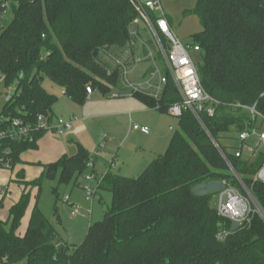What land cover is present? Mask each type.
I'll use <instances>...</instances> for the list:
<instances>
[{"label":"trees","instance_id":"obj_1","mask_svg":"<svg viewBox=\"0 0 264 264\" xmlns=\"http://www.w3.org/2000/svg\"><path fill=\"white\" fill-rule=\"evenodd\" d=\"M6 8L12 20L0 30V82L15 90L3 106L0 132L11 129L13 120L34 128L31 141L2 140L0 158L13 170L22 154L37 150L46 133L38 129L37 118H54L57 99L45 92L44 80L79 105L86 88L103 95L121 89L118 71L109 73L102 54L127 45L136 12L129 0H2L0 12ZM188 13L202 27L190 43L200 50L201 86L218 102L214 116L203 112L199 122L184 111L165 153L139 177L106 173L97 190L111 193V207L101 222L88 227L79 246L57 240L38 208L37 194L43 179L60 174V181L67 182L91 158L78 146L75 156L43 166L38 179L24 183L29 191L11 208L8 222L0 219V264H264V218L252 213L248 223L217 242V194L206 189L222 181L240 187L215 143L220 146L233 128H244L249 121L245 108L255 105L264 117V0H197ZM134 97L156 109L151 98ZM178 102L169 85L157 110L167 114ZM228 162L264 216V183L255 179L264 157L247 162L228 156ZM32 189L36 203L19 237Z\"/></svg>","mask_w":264,"mask_h":264},{"label":"rangeland","instance_id":"obj_2","mask_svg":"<svg viewBox=\"0 0 264 264\" xmlns=\"http://www.w3.org/2000/svg\"><path fill=\"white\" fill-rule=\"evenodd\" d=\"M159 2L178 40L190 43L192 36L202 31L198 19L188 13L196 7L197 0ZM0 13L1 30L11 22L12 13L9 8ZM147 68L148 65L140 64L128 74L127 80L131 84H142ZM42 87L48 95L57 99L53 106L54 118L64 121L74 118V122L63 136L45 133L38 149L27 151L24 159L41 165L49 163L52 159L55 162L57 158H53L54 146L60 143L65 147L63 156H75L77 147L81 146L93 161L92 168L87 166L81 174L74 175L67 182L60 181V174L53 179H43L40 193L37 194L38 208L56 231L57 240L72 248L83 242L88 227L101 222L104 213L111 207V193L98 191L97 182L106 173L128 178L139 177L154 159L165 153L171 137L179 131L178 119L144 105V108L151 111L136 115L134 112L138 103L134 95L127 90L119 92L118 89L111 88L106 95L96 90L91 98H86L84 103L79 105L65 96L60 87L48 80L43 81ZM14 90V86L5 88L0 82V115L8 91L13 94ZM117 92L120 96L114 98L113 95ZM135 125L148 128L150 134L143 136L140 132L132 130ZM261 131H264V125L258 133ZM231 137L237 136L233 133L222 136L221 145L227 146L229 142L224 138ZM257 144L258 140L254 137L246 141V145L251 148H255ZM230 145L239 147L236 140L230 142ZM260 154L264 157V144L257 147L253 161ZM249 157L248 152H243L244 160ZM111 164L114 165L113 168L110 167ZM94 175L98 181L93 179ZM215 188L218 186L213 189ZM87 189L91 191V197L88 196ZM73 210H78L79 215L71 217Z\"/></svg>","mask_w":264,"mask_h":264},{"label":"built area","instance_id":"obj_3","mask_svg":"<svg viewBox=\"0 0 264 264\" xmlns=\"http://www.w3.org/2000/svg\"><path fill=\"white\" fill-rule=\"evenodd\" d=\"M136 12V18L129 28V41L122 49H115L102 54L103 62L111 70H117L119 73L120 91H129L132 95H144L155 101L156 109L159 108L160 101L164 96L169 85L176 91L179 102L170 105L167 109L169 116L180 118L184 111L190 112L199 122V115L206 112L208 117H213L215 107L218 102L210 98L203 90L199 75V47L191 43H183L173 34L167 17L163 14L159 0H129ZM7 5H4V8ZM140 64L148 65L143 74L144 82L142 84H131L127 80L128 74L135 70ZM93 91L86 88V98L89 99ZM120 93L113 95L118 98ZM11 93L8 91L7 100H10ZM240 106H236L239 108ZM248 116V122L241 131L232 129L230 133L236 134L235 138H224L229 142L227 146H220L215 143L222 159L229 167L240 187L222 181L214 186H208L206 189L214 190L218 196H215V209L217 216L221 219L215 235L217 242H224L235 230L249 222V216L257 213L264 218L254 198L243 185L238 175L234 172L228 162V156L247 162L253 161V156L257 153V147L264 144V131L258 133L264 125V117L261 116L255 105L245 108ZM74 118L68 121L53 119L48 121L46 117L37 118L38 129L46 133H54L57 136H63L71 129ZM12 128L0 132V144L3 139L28 140L31 141V133L34 128L21 120H13ZM136 132L148 136L150 131L146 127L133 126L131 128ZM256 138L258 144L255 148L246 145L250 138ZM223 139V138H222ZM238 142L239 147L234 148L230 142ZM243 152H248L250 157L243 159ZM89 167H93V161L88 162ZM114 167L113 164L110 165ZM0 169L10 170L9 163L0 158ZM94 178V176H93ZM90 178H87V180ZM255 179L264 183V164L257 172ZM215 186L218 188L213 189ZM200 189L204 190L205 187ZM89 197L92 193L87 189ZM79 215L78 210L71 212V217ZM229 224V228L227 225Z\"/></svg>","mask_w":264,"mask_h":264},{"label":"crops","instance_id":"obj_4","mask_svg":"<svg viewBox=\"0 0 264 264\" xmlns=\"http://www.w3.org/2000/svg\"><path fill=\"white\" fill-rule=\"evenodd\" d=\"M119 92H120V90H119ZM92 95H91V97H92ZM137 103H138L137 104L138 106H137V108L135 107V112H134V113H136V115L143 113V112L145 113V112L151 111L147 108H144L143 104L140 103L139 101H137ZM53 119H58V118H53ZM48 134H54V133H48ZM143 136H145V135H143ZM41 139L38 141V145H39ZM77 149H78V147H77ZM64 153H65V147L62 146L60 143L56 144L54 146L55 157H53V158H57V160H59L61 157H63ZM24 154H22V156H21V162L22 163L15 166L13 170L0 169V219L3 222H8L9 212H10L11 208L19 202V200H20V198L24 192L29 191V189L25 190L24 183L25 182H32V181L38 179L43 172V166H45L47 164H51L54 162V161H52L54 159H52L49 163H46L44 165L34 164V163L29 162V161H26L24 159ZM93 179L98 181V179L95 175H94ZM36 194H37L36 189L30 190V203H29V206H28V208L24 214V217L22 218V220L20 222V226L17 230V235L19 237L24 236V234L26 233L28 223H29V219H30V215H31L32 209L34 208L35 203H36Z\"/></svg>","mask_w":264,"mask_h":264}]
</instances>
